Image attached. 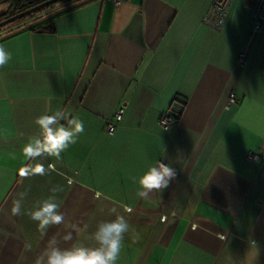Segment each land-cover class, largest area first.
Masks as SVG:
<instances>
[{
    "label": "crops",
    "instance_id": "crops-1",
    "mask_svg": "<svg viewBox=\"0 0 264 264\" xmlns=\"http://www.w3.org/2000/svg\"><path fill=\"white\" fill-rule=\"evenodd\" d=\"M213 1L73 0L45 21L51 33L0 42L12 57L0 68V264H32L44 247L36 223L10 207L26 193L31 210L54 185L65 224L48 235L79 226L61 247L94 246L97 223L116 208L140 234H125L116 264H264V25L251 35V1L232 0L223 27L211 28ZM231 94L238 103L228 104ZM58 110L84 132L61 159L37 158L53 166L47 175L21 178L35 163L22 154L40 136L35 119ZM169 110L177 123L162 129ZM157 161L176 176L141 198L138 179Z\"/></svg>",
    "mask_w": 264,
    "mask_h": 264
},
{
    "label": "clouds",
    "instance_id": "clouds-1",
    "mask_svg": "<svg viewBox=\"0 0 264 264\" xmlns=\"http://www.w3.org/2000/svg\"><path fill=\"white\" fill-rule=\"evenodd\" d=\"M11 54L4 47H0V68H3L10 60ZM67 119V124L61 123ZM35 124L40 130L39 137H31L23 145L22 154L26 161L35 162L38 157H51L61 159V153L65 152L70 145L77 142L79 135L84 132V123L76 117H68L63 111H56L52 114H42L35 119ZM43 163H28L17 170V174L24 179L33 176H45L52 169ZM176 176L175 169L168 164L157 161L150 166L138 179L139 190L137 195L148 199L153 191H162L168 187L171 180ZM71 183V180L68 181ZM60 185H54L51 195L34 203L31 210L24 211L22 199L26 193H18L17 198L12 201L10 213L12 216L26 214L36 223L41 237H47L44 247L32 260V264H116L120 255L125 234L133 232V242L140 239V234L130 229L128 220L120 215L116 208L112 209L114 218L107 221H100L91 234L95 241L94 246L71 243L67 247H61V243L74 241V233L79 226L71 224L70 230L63 233L55 232L51 236L48 230L52 226L65 224V215L60 210L61 203L57 193L62 191ZM130 213L131 208H127ZM26 252H32L30 243L24 244Z\"/></svg>",
    "mask_w": 264,
    "mask_h": 264
},
{
    "label": "built area",
    "instance_id": "built-area-1",
    "mask_svg": "<svg viewBox=\"0 0 264 264\" xmlns=\"http://www.w3.org/2000/svg\"><path fill=\"white\" fill-rule=\"evenodd\" d=\"M112 2L115 6H118L122 0H107ZM251 8L250 14L252 19L251 35L258 34L262 26L264 25V0H250ZM232 0H214L204 18V23L214 29H220L225 23V19L228 13V8ZM245 60V55L241 54L237 64L242 65ZM238 98L235 94H231L228 99V104L238 103ZM123 109H118L112 120L105 124L104 132L107 135H112L115 132V127L122 120ZM158 125L162 129H170L176 125V118L172 115V110L163 113L158 119Z\"/></svg>",
    "mask_w": 264,
    "mask_h": 264
},
{
    "label": "trees",
    "instance_id": "trees-1",
    "mask_svg": "<svg viewBox=\"0 0 264 264\" xmlns=\"http://www.w3.org/2000/svg\"><path fill=\"white\" fill-rule=\"evenodd\" d=\"M49 0H0V8L6 7V10L3 13H0V22L11 18L13 16H16L18 14L24 13L32 8H35ZM73 0H62L54 5H50L46 8H43L33 14H30L8 26L0 28V32L8 30L10 28H21V26H25V23L30 21H38L41 19L44 15H46L47 11L51 9H55L58 6L66 5L67 3L71 2ZM30 31L34 32H44V33H51L52 27L50 26V22H45L37 27L32 28ZM177 119V118H176ZM177 123V120H176Z\"/></svg>",
    "mask_w": 264,
    "mask_h": 264
},
{
    "label": "water",
    "instance_id": "water-1",
    "mask_svg": "<svg viewBox=\"0 0 264 264\" xmlns=\"http://www.w3.org/2000/svg\"><path fill=\"white\" fill-rule=\"evenodd\" d=\"M60 1H62V0H49V1H47V2H45V3H43V4L39 5V6H37L35 8H32V9L24 12V13H21V14H18L16 16H13L11 18H8V19L0 22V28L5 27V26H8V25H10V24H12V23H14V22H16V21H18V20H20V19H22V18L30 15V14H33V13H35V12H37V11L43 9V8H46V7L50 6V5H54V4H56V3L60 2ZM78 5H80V3H78L77 6ZM64 11H66V10H61V12L60 11H57V12L52 13L51 15H49V16L41 19V20H39L36 23L29 24V25H27V26H25V27H23L21 29H18L17 31H15V32H13L11 34L6 35V36L0 38V42L3 41V40H5V39H7V38L12 37L13 35L19 34L21 32L27 31V30H31L32 28L37 27L38 25L44 23L48 19H50V18L54 17L55 15H58V14L64 12ZM172 115L175 118L178 117V113L176 111H174V110L172 111Z\"/></svg>",
    "mask_w": 264,
    "mask_h": 264
},
{
    "label": "rangeland",
    "instance_id": "rangeland-1",
    "mask_svg": "<svg viewBox=\"0 0 264 264\" xmlns=\"http://www.w3.org/2000/svg\"><path fill=\"white\" fill-rule=\"evenodd\" d=\"M1 10H2V12H3V11H5L6 9H1ZM58 10H59V8H58V9H55V10H54V9H51V10L47 11L46 15H44V16H47V15H49V14H51V13H55V12H57ZM44 16H43V17H44Z\"/></svg>",
    "mask_w": 264,
    "mask_h": 264
}]
</instances>
